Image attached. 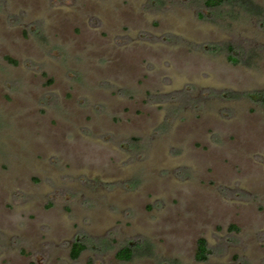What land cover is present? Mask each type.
<instances>
[{
	"label": "rangeland",
	"instance_id": "374dc122",
	"mask_svg": "<svg viewBox=\"0 0 264 264\" xmlns=\"http://www.w3.org/2000/svg\"><path fill=\"white\" fill-rule=\"evenodd\" d=\"M255 92L264 0H0V264H264Z\"/></svg>",
	"mask_w": 264,
	"mask_h": 264
},
{
	"label": "trees",
	"instance_id": "16d2710c",
	"mask_svg": "<svg viewBox=\"0 0 264 264\" xmlns=\"http://www.w3.org/2000/svg\"><path fill=\"white\" fill-rule=\"evenodd\" d=\"M231 1L233 3H236L238 0H204V6L208 9H215V8H220ZM251 97L257 102L264 103V92H255L251 95ZM86 249H87L86 244L82 240V238L75 239L71 246L70 258L72 260H77L80 257V255L86 251ZM134 250H135L134 245L133 243H131L123 247L116 253V259L121 262H130L134 256ZM209 254H210V250L208 248L207 241L204 238L199 239L197 242V251L195 255V260L200 263L206 262L208 260Z\"/></svg>",
	"mask_w": 264,
	"mask_h": 264
},
{
	"label": "flooded vegetation",
	"instance_id": "af4514ba",
	"mask_svg": "<svg viewBox=\"0 0 264 264\" xmlns=\"http://www.w3.org/2000/svg\"><path fill=\"white\" fill-rule=\"evenodd\" d=\"M251 97V96H250ZM73 242L71 243V246H72ZM70 250H71V247H70ZM84 253V252H83ZM81 256V255H80Z\"/></svg>",
	"mask_w": 264,
	"mask_h": 264
}]
</instances>
